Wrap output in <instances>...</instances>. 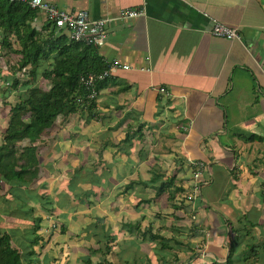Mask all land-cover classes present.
Wrapping results in <instances>:
<instances>
[{
  "label": "crops",
  "instance_id": "0c3cea01",
  "mask_svg": "<svg viewBox=\"0 0 264 264\" xmlns=\"http://www.w3.org/2000/svg\"><path fill=\"white\" fill-rule=\"evenodd\" d=\"M48 1L113 18L99 56L130 66L107 80L97 114L84 109L58 123L40 148L36 189L44 185L47 195L65 197L67 237L57 238L62 257L68 247L73 257L65 264H76L79 251L116 264H264V0ZM130 7L144 13L121 18ZM38 19L45 23L41 12ZM215 21L240 37L214 35ZM55 175L66 178L52 189ZM167 181L175 197L165 192L155 199V186ZM70 189L80 198L68 200ZM97 201L112 208L104 218L74 215ZM35 205L46 227L43 203ZM76 221L83 237L68 226ZM136 222L161 227L168 247L124 224ZM18 228L13 237L25 230ZM42 231L49 240L61 230ZM97 253L103 256L93 259Z\"/></svg>",
  "mask_w": 264,
  "mask_h": 264
},
{
  "label": "trees",
  "instance_id": "16d2710c",
  "mask_svg": "<svg viewBox=\"0 0 264 264\" xmlns=\"http://www.w3.org/2000/svg\"><path fill=\"white\" fill-rule=\"evenodd\" d=\"M38 13L39 11L32 8L28 2L0 0V51L2 48L5 52L17 53L16 63L11 64L10 69L15 72L24 70L26 76L30 77V80L23 83L28 90L21 95L20 102L10 107L15 113L2 131L4 135L0 142V190L5 189L6 195L0 194V200L6 201L9 199L8 196H12L15 201L11 198L9 207L0 208V214L13 216L18 211L26 215L30 213L35 226L34 234L29 238L31 244L27 243L24 253L19 247V239L14 240L10 231L0 228V264H23V259L31 264L32 257L29 255L35 253L32 244H40L43 239L42 235L36 233L42 226L43 216L37 214L35 204L43 203L45 213L53 211L50 203L45 205L48 195L42 191L45 190L44 185L37 189L35 187L43 176L40 148L46 146L48 142L45 135L50 134L58 123L65 124L78 110L86 109L92 115L97 114L93 111L97 106L96 96H89L91 90L81 82V78L90 73H99L108 67L99 56L98 46L71 40L64 30L56 32L50 28L48 21L45 20V23L38 21ZM38 25L43 28L38 29ZM50 59L53 61L50 62ZM6 64L7 60L0 52V76L8 70L3 69ZM46 64L48 65L46 69L39 74L38 68ZM40 76L47 80L49 84L47 89L33 82ZM110 77L97 79L94 85L97 96ZM12 83L18 86L20 83L18 76ZM12 90L15 91L13 87ZM12 90L7 91L10 94ZM1 113H4L3 109ZM26 114H29L28 118H24ZM57 128L61 129V126ZM52 138L49 136L48 140ZM171 183L167 181L156 185L155 199L168 192L169 199L173 200L175 191L169 189ZM127 187L129 186L126 185L125 188ZM95 191L98 190L90 192L89 197L93 194L96 196ZM80 196L73 190L68 193L70 199L77 200ZM187 199V196L179 199L180 205H185ZM180 205L176 204L175 209L177 210ZM124 224L130 232L135 229L141 231L143 237L148 234L152 240L159 239L163 248L169 245L165 236L160 234L161 227L154 231L153 223ZM65 230V224L62 223L61 231ZM85 260L86 264H116L110 260L97 262L91 258ZM121 264L133 263L126 261Z\"/></svg>",
  "mask_w": 264,
  "mask_h": 264
},
{
  "label": "rangeland",
  "instance_id": "374dc122",
  "mask_svg": "<svg viewBox=\"0 0 264 264\" xmlns=\"http://www.w3.org/2000/svg\"><path fill=\"white\" fill-rule=\"evenodd\" d=\"M15 44H16V42H15ZM0 45H1V42H0ZM13 45H14V41H13ZM6 50H8V49H6ZM0 52L4 55V59L7 60V64H6L7 66L6 65L3 66V69H8V70H5L6 72L4 74L2 73V76H0V135H1L0 136V138H1L0 142H1L2 138H3V135H4L3 132H2L3 129H4V126H6L9 123V121L11 120V117L15 113L14 111H11L10 107L12 105L17 104L18 102H20L22 100L21 95L25 94L26 91L28 90V88L26 86H24L23 83H24V81L30 80V77L26 76V72H24V70H22V71L18 70V71L15 72L14 70L10 69V65L16 63V57H17L16 54L17 53H11V52L9 53L7 51L5 52V50L4 49L2 50V48H1ZM51 61H53V60L50 59V62ZM47 66H48L47 64L43 65V66H40L38 68L37 72L39 74L43 73V71L46 69ZM16 76H18V78L20 80V83L18 84L17 87L14 86L13 83H12V80ZM33 82H36L39 86L43 87L44 89H47L49 87V84H48L47 80H45L44 77H42V76L38 77ZM12 87L14 88L15 91L12 90ZM19 89H20L21 92H19ZM7 90H10V91L12 90L13 92H11L9 94V92ZM6 92H7V94H6ZM97 97L98 96L96 95V99H97ZM2 109H3L4 113H1ZM84 111L78 110V112L74 113V115H73L74 119H77L76 118L77 115L81 114L80 112H84ZM82 116H83V114H82ZM28 117H29V114H26L24 116V118H28ZM94 118L95 119L97 118L96 120L99 121V119H98L99 117L95 116ZM50 134L51 135L53 134L52 130L50 131ZM50 134L45 135V138L49 139ZM47 158L51 159L50 157H47ZM58 171L62 174L63 171H65V170H63L62 166H61V168L58 169ZM64 175L67 177L66 180L69 181L71 173L69 174V173L65 172ZM65 176L64 177H62V176L59 177V175L56 176L57 178L53 181V183H55V184H53V187H52L51 186L52 183H50V187H52V189H54L55 187H60L59 184H58L59 183L58 180L61 179L63 181V179L66 178ZM61 180H60V182H62ZM67 183L69 184V182H67ZM5 192H6L5 189H1L0 190V194H4ZM4 195H6V194H4ZM62 196H63V198H62ZM124 196L125 195H123V201L125 200L126 202H128L130 200V197L128 198L126 196L127 198H124ZM8 198L9 199H7L6 201L0 200V208L3 209L4 207L5 208L9 207V205L11 203L10 199L12 198V196L11 197L8 196ZM11 200L15 201L14 198H12ZM68 200H70V198ZM64 201H65V197L62 194V192L59 194L58 192L53 191L51 193V196H49V195L47 196V200H46V204L45 205H47V203H50L51 204L50 207H52V210H53L52 213H49V214L43 212L50 219V221H49V223H48V225L46 227L43 225L44 226L43 228L49 229L48 232H50L51 228H52L51 232H54L55 230H62V223L64 222V220H63L64 217L63 216H65L64 212H66V210H64L65 208L63 209V207H64L63 205L65 204ZM91 204L93 205L91 209H85L84 212L75 213L74 215L83 216V215L89 214L90 211H91L93 216L96 215V217L99 216L98 218H100V217H103V216H101L102 214L106 213L104 210H106L108 212V211H110L112 209L109 204H108L107 208L106 207L105 208H98V206H100V205H101V207H103L105 205V204L102 205L98 201L97 202H91ZM116 205H118V203H114L112 205V207L113 206L115 207ZM120 208H121V206L119 207V210H120ZM17 209L18 208L16 206V210ZM36 209H37V211H39V209H40L39 206H37ZM113 210L116 211L118 209L114 208ZM40 213H37V214L41 215ZM81 213H85V214H81ZM3 216H4V218H3ZM47 217L45 219L48 220ZM32 219L33 218H32L30 213H28L26 215V214L21 213L19 211L14 216V218L12 216L7 218V216L4 215L3 213L0 214V228H7L8 231H10L11 235H12V233H14V229H17L18 227L25 228V230L23 232L16 233L14 235L15 236L14 240L17 239V238L20 240V241L18 240L19 247L22 249L23 253H24V251L26 249L25 247H26L27 243L31 244V241H30L29 238H31L32 235L34 234L33 229H34L35 226H34V221ZM73 219L77 220L75 218H73ZM76 222H78V224L68 223V226H69V228L74 229L75 232H77V233L80 232L81 233L80 235L82 236V234H84V232L79 231L80 226H82V224L79 221H76ZM73 226H75V227H73ZM43 228H41V230L40 229L36 230V233H38V234L43 233V231H42ZM66 229L68 230V228H66ZM165 231L170 232L171 230H169L167 228V229H165ZM62 232L63 231H60V233L62 235L59 233L58 235H55L53 238L50 237L49 240H47L46 236H45V239H43V242H45L47 245L45 243H43L42 246H40L38 244H32L34 246L35 253L32 254V255H29V257H32V259L30 261L31 264H63L62 260H63V262L64 261L65 262L68 261V262H71V263L73 262V257H72V255H70L71 251H70L69 247L67 248V254L64 256V258L62 257L64 255V252L62 250L61 244H64V243L60 242V241H57V238H59V236L60 237H67ZM88 240H89V237L86 236V241L88 243L86 242V244L84 245V249L90 248V244H89L90 242ZM55 241H57V242H55ZM18 242H16V243H18ZM48 243H49V246H48ZM57 245H59V246H57ZM50 246H53V247L51 248ZM101 247L103 249H105V250L107 248V247H105V244L101 245ZM86 251H90V253H91V250H86ZM82 253H84V252H82V251H79L78 253L75 252L74 255L76 257L75 258V260H76L75 262H77L76 264H86L85 263L86 260L81 256ZM71 254H73V253H71ZM85 254L88 255L89 253H84L82 255L85 256ZM98 255H101L99 257L103 256V254L97 253L96 255L92 256L93 259H97ZM26 256L28 257V254H26ZM78 256H81V257L78 258ZM88 256H86L85 258H87ZM29 257H28V259H29ZM23 261H24L23 264H30V263H26L24 259H23ZM65 262H64V264H65ZM124 262H126V261H124ZM124 262L122 261L121 263H124ZM121 263H119V264H121Z\"/></svg>",
  "mask_w": 264,
  "mask_h": 264
},
{
  "label": "built area",
  "instance_id": "2783aa9c",
  "mask_svg": "<svg viewBox=\"0 0 264 264\" xmlns=\"http://www.w3.org/2000/svg\"><path fill=\"white\" fill-rule=\"evenodd\" d=\"M14 1V0H12ZM28 2L32 8L41 12L46 21L50 23V28L56 32L66 31L69 38L74 41H81L89 45L102 46L108 37V25L113 18H94L86 9L68 10L60 7L48 0H21ZM144 13L142 8H125L121 11V18L137 17ZM212 32L216 36L235 38L240 37L235 28L229 27L221 22L215 21ZM128 64H123L120 61H113L108 64V67L99 73H90L82 76L81 82L89 88L90 97L96 96L95 82L97 79H103L114 75L120 68H129ZM160 90L169 94L165 87H160Z\"/></svg>",
  "mask_w": 264,
  "mask_h": 264
}]
</instances>
